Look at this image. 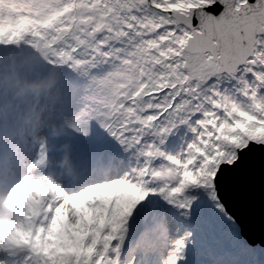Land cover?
<instances>
[{
	"label": "snow or ice",
	"instance_id": "obj_1",
	"mask_svg": "<svg viewBox=\"0 0 264 264\" xmlns=\"http://www.w3.org/2000/svg\"><path fill=\"white\" fill-rule=\"evenodd\" d=\"M0 264H264V0H0Z\"/></svg>",
	"mask_w": 264,
	"mask_h": 264
}]
</instances>
